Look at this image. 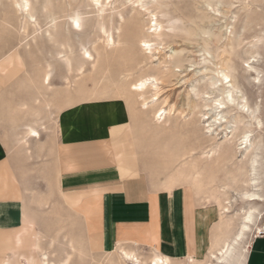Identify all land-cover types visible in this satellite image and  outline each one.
<instances>
[{"label": "rangeland", "instance_id": "1", "mask_svg": "<svg viewBox=\"0 0 264 264\" xmlns=\"http://www.w3.org/2000/svg\"><path fill=\"white\" fill-rule=\"evenodd\" d=\"M101 1H103L104 6L106 5V12L104 13L107 18L104 28L106 33H103L99 24L96 23L97 12L94 10L96 5L90 0H31L33 17L30 19V24L27 25V32L25 33L22 27L24 26V15L15 11L11 0H0V55L6 51L8 52V55L0 60V143L2 151L5 149L8 155H12L18 185L22 189L28 187L27 190L23 189L21 192H27V203L33 207V204L30 202L32 193H42L37 187L41 178L39 173L43 170L46 172L54 169L50 155L58 136V133H55V117L58 113V109L55 106H62L64 102L56 103L54 106L55 102L52 100L53 105L49 108L44 106L43 103L40 104L41 107L38 104H34L38 109L40 108L38 117L28 114L19 105L22 102L31 105V98L33 96H37L40 99L48 95L51 96L50 91L62 90L61 87L65 84V78L72 80L77 77L74 71L73 73H66L65 61L61 56H56V58L53 56L54 52L58 50V46L52 39H49L47 32H50L60 41H63L65 36L69 37L71 45H73L72 54L70 55L71 63L74 65L76 62L82 60L83 54L79 46L80 43H83L84 48L95 56L91 47L94 42L96 45L101 46L104 42L103 39L106 38V34H111L113 39H116L117 33L123 31V36L127 41L130 43L136 41L132 46L133 53L136 59L138 60L139 58L138 61H140L135 64L133 76L126 81L127 84L133 82L140 75H157L159 78L158 83L161 81L159 85L162 87L160 95L162 98L164 96L167 97V103H162L160 97V102L156 103V107L166 108L168 105H173L175 111L172 110L169 115L166 114L165 118H161L157 124L152 112H148V114L146 112V115L139 114L140 104L138 102L134 103L131 100V103L127 105L125 102V98L128 96L126 92L116 94L113 88L108 89L110 82H106V80H111L112 82H114L113 80L118 81L117 73L121 69L118 61H112L109 66L110 73L102 80L103 84L105 82V85H107L105 86L107 92L100 96L99 100L105 108L117 109L121 115L119 120L106 125L107 128L109 124H113L109 132L120 156V166L125 168L129 165L131 167L137 165L142 171L146 169L144 172L153 177L156 182L166 185L163 175L159 173L160 170L162 172L161 167L158 166L160 170L157 167L155 168L158 170L151 169L150 167L154 165L153 158L155 153H157V149H155L157 146L160 148L165 144L169 150L177 151L178 153L185 147H193L195 155H198L202 150H210L214 143H221L219 149L224 150V157L220 160L219 164L214 165L212 178L210 176L209 178L207 177V180H210V178L212 180L211 184L207 185L209 191L217 194L219 200L222 202L231 201L226 217L220 218L219 223L221 228L219 227V235L221 237L225 220L230 224L233 222V226L236 225L239 213L242 212L241 208L247 204L241 197L232 196L235 194V190L246 187L243 180L246 179L247 155L239 152L232 159L229 156L233 151V145L227 141L230 137V133L228 132L234 127L235 124L231 120L237 114L234 106H228L220 112L226 115L227 123L225 122L224 126L218 129L219 131L216 133L212 131L210 133L206 132V124L203 121L205 118L201 116V113L206 112L209 108L210 110H208L209 113L207 115H212L215 111L212 105H208L209 108L207 106L204 110V107H201V103H204L208 95L202 93V91L211 92L210 97L212 98L220 96L223 86L220 83L214 84L215 86L210 85L216 77L212 70L219 67L220 60H224V58L226 61L229 60L234 67L233 73L234 78H236L234 80L241 93L247 98L248 104L253 105L256 103L259 106L258 115L263 125L262 128L252 127V136L260 135L261 139L264 140V76L259 84H254L253 75L245 71L246 63L243 62V59L247 57L245 49L261 35L260 30H264V3H260L259 0H250L251 2L249 0ZM228 1H231L230 7L227 6ZM146 6L149 8L148 10L145 9ZM147 11H150V13ZM50 12L56 16V28H53L51 22H49L48 15ZM74 12L80 13L83 21L82 24L84 23L78 30L71 29V20L68 17L69 14ZM151 13L155 16L151 17ZM252 16L259 17L251 20V26L248 25L243 29V22L250 20L253 18ZM151 18L157 19L161 24L159 37L152 34L154 21L150 20ZM219 18L220 20H218ZM129 19L133 20L129 21ZM119 22L122 24L120 30L117 29ZM231 22H233L232 25L235 31L240 30L242 32L243 44L241 43L240 46L233 45L229 47L225 37L219 42H215L211 36L212 33L218 31L221 25H223L222 31L225 30L224 27H228L227 30H229ZM141 37L150 40V50L153 53L150 58L147 57L150 53L149 49L144 46L143 42L137 41ZM23 43H28L29 46ZM223 44H225L224 48H222ZM106 48L108 51V47ZM63 49L66 50V48ZM259 53V62L254 63L258 68L264 70L263 43L260 44ZM10 57H12V60L8 63L7 60ZM47 62L51 64L52 90H46L43 85L39 84L40 78L37 80V75H41L42 69ZM89 67L88 64H85L86 69ZM32 77L33 82L31 80ZM126 119V123L119 124L120 121ZM162 119H166V121L162 122ZM245 119L247 120L248 118L243 119V125L242 123L237 124L238 131L244 129L246 124ZM38 120L45 125L46 129H41L39 140L29 139L27 152L24 147L17 145L16 139L22 134L24 124H32ZM213 138L214 140H212ZM43 150L50 157L48 163L51 162V168L48 166V163L44 165L45 163L43 164L42 162L43 157H41L40 153L44 152ZM51 180L49 183L53 184L54 182ZM175 184H188V182ZM190 185L192 186V184ZM178 189L184 194L186 202L190 198L192 212L201 207L200 203L192 198L193 201L187 195L183 187H179ZM51 190L47 191L49 196H51L50 198L56 199L55 194L57 192ZM59 206L61 209L63 208L62 213L64 212V215L59 216L58 220L57 211L54 206H48L46 210L48 215L47 221L43 220L45 216L41 213H39L35 221L28 220L33 224L35 229L42 226V223L43 229L46 230L48 228L49 237L42 244V247L47 248L46 251L51 252L49 255L50 259L55 263H57L63 249L66 247L63 234H68L71 230L75 231L76 234L81 231L77 220L70 210L61 204ZM20 224L18 222L15 226L17 233L22 231ZM58 225L62 228L60 233L56 234V230L59 228ZM257 225L258 227L252 228V231L244 239L242 242L244 246L242 247L247 245L251 235L258 232L257 229L260 225L258 223ZM28 231L24 232V238H22V244L24 245L31 244L32 242L33 236L30 233L33 232V229H31L32 232L29 229ZM52 237L55 238L54 243L49 246L47 244ZM116 246L114 243L109 244L106 253L101 245L90 247V249L87 247L83 263L122 264L117 259V253L114 250ZM138 246L140 248L132 247L139 257L147 258L151 255L152 251L149 250V246ZM4 251L6 250L4 249ZM73 263H80L77 256H74ZM198 264L200 263L198 262Z\"/></svg>", "mask_w": 264, "mask_h": 264}, {"label": "bare ground", "instance_id": "2", "mask_svg": "<svg viewBox=\"0 0 264 264\" xmlns=\"http://www.w3.org/2000/svg\"><path fill=\"white\" fill-rule=\"evenodd\" d=\"M90 1L96 5L94 9L97 12L96 23L99 24L103 33L104 32L106 33V31L104 30L107 22L106 15H104V13L106 12L105 9L106 5L104 6L102 3L103 1L101 0H90ZM11 2L13 4L15 11L20 12L21 15H24V21H23L24 26L22 27L24 28L23 32L26 33L27 32L26 28L28 27L27 25L30 24L31 21L30 19L33 17L31 0H11ZM259 2L264 3V0H259ZM230 4L231 1H228L227 6L230 7ZM145 9L148 10L149 8L146 6ZM148 13H150V11ZM153 13H151L152 14L151 17H153L154 15ZM68 17L71 20L72 30H78L84 24V23L82 24L83 21L81 19L80 13L74 12L72 14H69ZM258 17L259 16H256L251 18L250 20H245L243 22L242 28L244 29V27L250 25V21L257 19ZM48 19L49 22H51L52 27L56 28L57 23H56V16H54V13L50 12V14L48 15ZM130 20L131 19H129V21ZM150 20L154 21V25L152 26L153 28L152 34L159 37L160 36L159 29L161 28L160 22H158L157 19L155 18L154 19L151 18ZM218 20H220V18ZM232 23L233 22L230 23L229 30H227L228 27H224L225 30L222 31L223 25H221L217 32L212 33L211 36L213 37L215 42H219L223 37H225L226 42L229 44L228 45L229 47H232L233 45L240 46V44L242 43V37H241L242 32L240 30L235 31ZM121 28H122V24L121 22H119L117 29L120 30ZM260 31H261V35H259L258 38L254 40V42H251L247 46V48L245 49L246 51L244 50L245 54H247V57L243 59V62L246 63L245 71H248L250 72L251 75H253L252 79L254 84H259L264 76V70L258 68V66H256L255 64L256 62H259L260 59V53H259L260 44L262 43L264 44L263 41L264 30H260ZM47 33L49 39H52L55 42V44H57L58 46V50L54 52L53 56H55V58L56 56H61L65 61L66 73H70V72L73 73L74 71L77 77H75L72 80H69V78L68 79L65 78L66 80L65 84L61 87L62 90L60 91L53 90L52 92L50 91L51 96L48 95L46 96L47 98L44 97L43 99H40L37 96L35 97L33 96L31 98L32 101L31 105L22 102L19 105V107L21 109H24V111H27L28 114L38 117L40 108L38 109V107L34 106V104H38L40 106V104L43 103L44 106H47L49 108L53 105L52 100H54L55 102L54 106L56 105V103L59 104L60 102H64V105L62 106H58V105L55 106L56 109H58L57 116L55 117L56 118L55 133L59 134L61 131L65 138L70 137L71 135H73L75 132L78 131L80 133L89 136L100 135L107 132L106 125L108 123H114L117 120H119L121 116L120 112L117 109L105 108V106L102 105L99 100V97L107 92L105 88V86L107 85H105L106 84L105 82L103 84L102 80H104L106 78V75L110 73L111 70L109 66L110 63L114 60L118 61L121 66V69L118 70L117 73V77L119 78V80L118 81L113 80L114 82H112L111 80H106V82L108 81L110 82V84L108 83L109 84L108 89L113 88L116 94L120 92H126L128 95L125 98V102L127 103V105L131 103V100H133L134 103L138 102L140 104L139 114L146 115V112L147 114L148 112H152L154 118H156L154 120L156 121L157 124L161 118H163L166 114L169 115L170 112L174 110L173 105H168L166 108L156 107V103L158 101L160 102V97H161L160 94L162 89V87L159 85V83L161 84V81L158 83L159 78L157 77V75H146V76L140 75L133 82L127 84L126 81H128L133 76L132 74L135 64L139 63L140 61H138L139 58L138 60L136 59L135 54L133 53L132 46L136 43V41L132 42L133 44L127 41L123 36V31L117 33L116 39H113L111 34H106L105 35L106 38L103 39L104 40L103 44L102 45L100 44L101 46L96 45L94 42L91 47L95 53V56H93V54L89 50L84 48L83 43H80L79 46L81 47L83 54L82 60L76 62L74 65H72L71 63L70 55L72 54L73 45H71L72 43L69 37L65 36L64 40L60 41L50 32ZM137 41L143 42L144 46H146V48L149 49L150 53L149 55H147V57L150 58L153 54L151 53L150 50L151 47V45L149 44L150 40H146L145 37H141L138 38ZM25 45L27 46L28 43H26ZM224 45L225 44H223L222 48H224ZM106 47H108V51L106 50L107 49ZM63 48H66V50ZM222 51H224V49H222ZM7 55H8L7 51L5 53H2L0 55V60L4 59ZM11 60L12 57H10L7 60V62L9 63ZM85 64H88L90 67L86 69ZM212 71L216 75V77L210 83V85H214V84L216 85V83H220L223 87L220 96L216 98L210 97L211 92L202 91V93H206L208 95L206 96L204 103H201L202 104L201 107H204L203 108L204 110L205 107H207L208 105H212L215 113H213L212 115H207L209 113L208 110H210L208 106L209 109L206 110V112L203 111L204 113H201V116L205 118L203 119V121L206 124L205 125L206 132L210 133L212 131L213 133H216L217 131H219L218 129H221L222 126H224V123L226 122V115L220 112L228 106H234V108L236 109L237 114L234 115L233 119L231 120V122L235 125L228 132L230 133V137L229 138L227 137L228 138L227 141L233 145V151L229 155L231 159L234 157L235 154L239 152L243 153V155L244 154L247 155L246 179L243 180V183L246 185V187L241 188L240 190H235V194H233L232 196L241 197L243 200L246 201L247 204L245 207L241 208L242 212L239 213V217H238L239 219L236 225L233 226L232 225L233 222H231L232 224H230L226 220L225 222L223 221L224 228L221 233V237L219 241L216 242L215 239L212 242L211 248L208 251L207 256L204 255L206 256V259L199 263L200 264H230L234 261H239L243 256L241 244L244 241V239H246L247 235L252 231V228L258 227L257 223L260 219L262 212V204L264 203V187H263L264 182H263V171H262L263 165L261 161L262 158L261 148H262L263 140L261 139L260 135L252 136L253 130L251 128L252 127L262 128L263 124L258 115V109H259L258 104L256 103L253 105L248 104L249 102L247 98L245 97L244 94L241 93V90L236 84L234 80L236 78H234V73H233L234 67L230 63V61L229 60L226 61L225 58L224 60H220L219 67ZM39 78H40L39 84L43 85L46 88V90L48 89L52 90L53 86H51V64L49 62H47L43 67L41 75H37V80H39ZM31 80L33 82V77ZM161 99H162V103L164 104L167 103L166 96H164L163 98L161 97ZM244 118H248L247 120L245 119L246 124L244 126V129L238 131L236 126L237 124H241V123L243 125ZM38 121H35L34 123L28 125L24 124L22 134L16 139L17 145L20 147H24L26 151L28 150L29 138L39 140L41 129H46L45 125H43L40 121L39 122ZM165 121L166 119H162V122ZM212 140H214V138ZM220 145L221 143L216 142L210 148V150L208 151L202 150L198 155H195L196 153H194L193 147H189V148L185 147L181 152L178 153L177 151L169 150V148L165 144L162 145L160 148H158L159 146H157V148H155L157 149V153H155V156L153 158L154 165H151L150 167L151 169H155V170L161 167L160 169H162V172L159 169L160 170L159 173L160 175H163L166 185L167 184L176 185L175 183L180 184V182H188V184L189 183L192 184V186L190 185L191 189L192 187L194 188L195 191L194 194H196V196H199L204 201V205L205 202L217 204L221 210L220 211L221 217L223 218L226 217L227 215L226 213H228L229 211L230 208L229 204L231 201L227 200L226 203L224 201L223 202L220 201L217 194L210 192L208 188V186L212 182L211 178H212V172L214 171V165L219 164L220 160L224 157L225 152L224 150L219 149ZM131 168H133L132 170L136 171L138 169V166L136 165ZM209 176L211 178L210 180H207V177L209 178ZM172 189L173 188L171 186V190ZM213 208L214 210L216 209L215 206ZM61 228H62L61 226L57 228L56 234L60 233ZM68 228L70 229V227ZM259 229L260 228H258L257 231H259ZM81 232L84 231H79V233L76 234L75 231L73 232L71 230L68 234H63V237H65L66 247L65 249H63V252L57 263H55L52 259H50L49 255L51 252L46 251L47 248L45 249L44 247H42L41 237L39 235H36L34 237L32 244L29 246L26 247L22 246L20 244L21 239L17 238L15 240V245H13L12 247L0 248L1 250L3 249L2 251H4V249L10 251L9 255L8 254L1 255L0 264H72L74 256L78 257L80 263H73V264H84L85 262L83 263V260L87 253L85 249L87 247L90 249V247H94L100 244L96 240L85 238ZM53 237L50 238L47 245L50 246L54 243L55 238ZM108 247L109 245L103 246V248L105 249L104 251L105 253L108 251ZM114 250L117 253V259L122 264H170V260H171V259L169 260L165 256L164 257L160 256V254L155 253L153 250L151 252V255L147 257L148 259L141 258L135 252V250L131 245L124 246L123 244H119L115 247Z\"/></svg>", "mask_w": 264, "mask_h": 264}, {"label": "crops", "instance_id": "3", "mask_svg": "<svg viewBox=\"0 0 264 264\" xmlns=\"http://www.w3.org/2000/svg\"><path fill=\"white\" fill-rule=\"evenodd\" d=\"M126 122L127 119L119 124ZM111 126L113 124L107 126L106 133L91 136L78 131L65 138L60 131L50 155L54 169L39 173L41 178L37 187L42 193H32L33 207L27 203V192H21L24 188L16 181L12 155L5 149L2 151L0 143V248L12 247L17 238L21 239L22 246H29L36 235L41 237V244L45 243L49 234L43 229V223L35 229L28 220L35 221L41 213L47 221L48 206L56 208L58 220L64 215L61 204L75 217L80 230L84 231L82 235L98 241L101 246L112 243L137 248H140L138 245L149 246L150 251L171 259L170 264H198L206 259L214 238L216 242L220 239L218 205L206 202L204 205L190 184L161 185L140 168L136 171L130 165L122 168L110 137ZM43 151L40 155L43 160L46 158L42 160L46 165L50 157ZM261 157L264 168V140ZM50 179L53 184L49 183ZM179 187L200 203L201 207L194 213L190 198L186 202ZM50 190L57 192L56 199L50 198ZM18 222L22 231L17 233ZM258 224L259 234L251 235L245 247L241 244L243 256L230 264H264V205ZM28 229L30 232L33 229L30 233L32 242L24 245L22 238ZM2 250L0 257L10 254L9 250Z\"/></svg>", "mask_w": 264, "mask_h": 264}, {"label": "built area", "instance_id": "4", "mask_svg": "<svg viewBox=\"0 0 264 264\" xmlns=\"http://www.w3.org/2000/svg\"><path fill=\"white\" fill-rule=\"evenodd\" d=\"M260 230L256 233V234H259Z\"/></svg>", "mask_w": 264, "mask_h": 264}]
</instances>
